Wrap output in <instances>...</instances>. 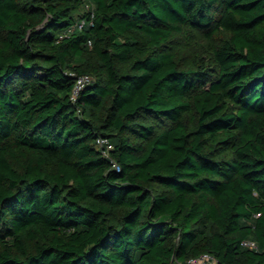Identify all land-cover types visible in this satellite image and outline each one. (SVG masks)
Instances as JSON below:
<instances>
[{"label":"trees","instance_id":"trees-1","mask_svg":"<svg viewBox=\"0 0 264 264\" xmlns=\"http://www.w3.org/2000/svg\"><path fill=\"white\" fill-rule=\"evenodd\" d=\"M203 252L264 264V0H0V264Z\"/></svg>","mask_w":264,"mask_h":264},{"label":"built area","instance_id":"built-area-1","mask_svg":"<svg viewBox=\"0 0 264 264\" xmlns=\"http://www.w3.org/2000/svg\"><path fill=\"white\" fill-rule=\"evenodd\" d=\"M86 8L89 7V4L86 3ZM85 24V19L81 18L74 23L70 24L66 29H64L59 36H65L69 33H71L75 28H81ZM89 44H91L90 41H88ZM92 79V75L89 73H83L79 76L76 77L75 83L72 87L71 90V97L74 98L75 95L78 93V91L81 89V87L88 81ZM95 144L96 146L100 149L101 153L105 156H108L110 153V149L113 147L112 142L110 141L108 136L104 135H98L95 138ZM113 166L115 168H118V165L114 162ZM242 244L249 247V248H254L257 249L258 245L255 240L253 239H243ZM177 264H182V263H177ZM183 264H218L217 259L214 255L203 252L200 253L197 256L190 257L185 263Z\"/></svg>","mask_w":264,"mask_h":264},{"label":"rangeland","instance_id":"rangeland-1","mask_svg":"<svg viewBox=\"0 0 264 264\" xmlns=\"http://www.w3.org/2000/svg\"><path fill=\"white\" fill-rule=\"evenodd\" d=\"M217 35H221V33L219 32V33L216 34V36H217ZM200 38H203V37L200 36ZM177 40L180 42V41H182L183 39H182V38H180V39L177 38Z\"/></svg>","mask_w":264,"mask_h":264}]
</instances>
